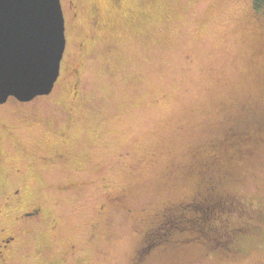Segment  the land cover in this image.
<instances>
[{
    "label": "rangeland",
    "instance_id": "1",
    "mask_svg": "<svg viewBox=\"0 0 264 264\" xmlns=\"http://www.w3.org/2000/svg\"><path fill=\"white\" fill-rule=\"evenodd\" d=\"M60 4L52 91L0 106V264H264L257 239L239 257L205 254L186 235L141 253L165 208L190 199L196 148L264 113V22L252 0ZM251 145L222 189L259 201L264 147Z\"/></svg>",
    "mask_w": 264,
    "mask_h": 264
},
{
    "label": "trees",
    "instance_id": "2",
    "mask_svg": "<svg viewBox=\"0 0 264 264\" xmlns=\"http://www.w3.org/2000/svg\"><path fill=\"white\" fill-rule=\"evenodd\" d=\"M252 10L256 19L264 22V0H252ZM254 121L248 128L227 131L219 142L196 148L194 160L185 170V185L193 190L190 199L177 208L173 206L178 205L165 208L171 215L160 228L162 231L152 234L155 239L141 253L169 242L172 237L174 241L182 239L175 235L192 236L189 238L203 244V253L219 257L244 256L248 243L255 239L264 241V199L257 201L245 192L229 193L222 189L226 181L235 182L243 174L246 166L243 170L240 166L247 165L255 153L251 144L264 147V113ZM249 218L257 219L259 225L249 223Z\"/></svg>",
    "mask_w": 264,
    "mask_h": 264
},
{
    "label": "water",
    "instance_id": "3",
    "mask_svg": "<svg viewBox=\"0 0 264 264\" xmlns=\"http://www.w3.org/2000/svg\"><path fill=\"white\" fill-rule=\"evenodd\" d=\"M64 49L60 0H0V104L49 95Z\"/></svg>",
    "mask_w": 264,
    "mask_h": 264
},
{
    "label": "flooded vegetation",
    "instance_id": "4",
    "mask_svg": "<svg viewBox=\"0 0 264 264\" xmlns=\"http://www.w3.org/2000/svg\"><path fill=\"white\" fill-rule=\"evenodd\" d=\"M17 101V100H16ZM32 101V100H31ZM31 101H29V102H31ZM7 102V101H6ZM5 102V103H6ZM19 102V101H18ZM29 102H23V103H29ZM5 103H3V104H0V106H3ZM20 103H22V102H20ZM34 213L35 212H33V213H27L26 215H34ZM9 243V240H5L4 241V244L1 246V249H4V247H7L6 245Z\"/></svg>",
    "mask_w": 264,
    "mask_h": 264
}]
</instances>
